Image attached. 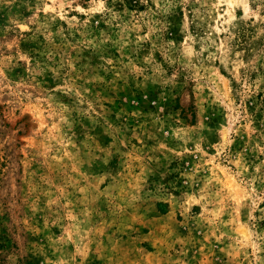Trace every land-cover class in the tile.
Returning <instances> with one entry per match:
<instances>
[{
	"label": "rangeland",
	"instance_id": "obj_1",
	"mask_svg": "<svg viewBox=\"0 0 264 264\" xmlns=\"http://www.w3.org/2000/svg\"><path fill=\"white\" fill-rule=\"evenodd\" d=\"M0 264H264V0H0Z\"/></svg>",
	"mask_w": 264,
	"mask_h": 264
}]
</instances>
